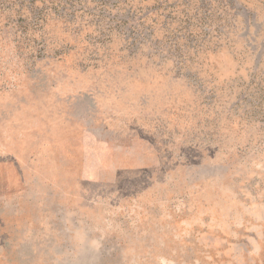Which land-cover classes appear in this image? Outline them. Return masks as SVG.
I'll list each match as a JSON object with an SVG mask.
<instances>
[{
    "label": "rangeland",
    "instance_id": "obj_1",
    "mask_svg": "<svg viewBox=\"0 0 264 264\" xmlns=\"http://www.w3.org/2000/svg\"><path fill=\"white\" fill-rule=\"evenodd\" d=\"M0 264H264V0H0Z\"/></svg>",
    "mask_w": 264,
    "mask_h": 264
}]
</instances>
